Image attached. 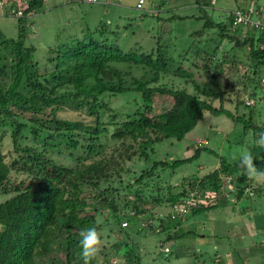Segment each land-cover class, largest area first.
Instances as JSON below:
<instances>
[{
    "label": "trees",
    "instance_id": "trees-1",
    "mask_svg": "<svg viewBox=\"0 0 264 264\" xmlns=\"http://www.w3.org/2000/svg\"><path fill=\"white\" fill-rule=\"evenodd\" d=\"M43 2L9 0L6 10L4 8V14L21 12L22 16L15 17L19 26L18 38H0V196L7 197L0 202V224L6 226L0 231V264H56L54 253L57 251L64 254L65 264H83L79 232L90 227L96 228L100 239L103 230L107 231L106 236L113 237L111 248L115 249L116 255L113 264L122 261L139 264L141 256L135 253L138 244L133 234L164 235L160 244L177 240L183 235L171 233L170 228H179L189 215L227 205L233 197V205H236L244 198L264 196V185L242 174L238 163L231 164L225 157H219V166L213 172L190 182L183 179L181 185L170 184L165 194L159 188L156 195L143 193L140 189L141 186L147 189V182L143 181L157 177L158 168L163 172L170 168L174 172L199 158L207 142H196L190 157L173 160L170 164L168 159L150 156L157 143L170 139L183 141L203 119L204 113L216 117L223 115L241 124L243 140L248 135L252 139L250 153L254 163L261 166L258 168L264 167V149L253 143L255 134L264 131V123L257 125L254 122L255 87L243 99L248 84H230L226 75L237 74L240 67H245L235 55L244 49L248 51L251 68L264 70L263 35L252 28L234 26V13L247 12L254 3L250 1L246 8L230 11L219 23L211 20L200 0L194 3L201 13L198 18L195 15L160 17V9L156 10L154 17L162 28L169 21L194 18L202 22L199 30L190 33L197 43L203 35L211 36L213 31L218 40L214 44L211 36L205 44L193 42L191 47L195 50H189L190 55L186 51L180 56V60L189 61V65L179 63L169 74V66H173L168 57L159 53L166 47L158 44L156 52L132 55L119 49L103 33L89 35L69 48H49L47 64L41 66L35 58L36 48L26 42L25 33L31 28L29 22ZM86 4L99 3L96 0ZM161 10L168 11L164 7ZM255 10L260 12V9ZM252 31L259 34L256 40ZM231 43L229 52L222 56L221 51ZM191 59H202L200 68ZM133 67L140 68L142 75L134 76ZM192 67L202 70L199 81L192 79ZM245 70L248 72V65ZM170 75L188 83L191 92L188 93L186 87L162 81ZM237 86L243 90H237ZM114 96L128 100L118 110L124 115V121L119 124H115L117 114L105 101ZM156 96L179 101L177 115L169 111L155 114L153 102ZM250 100L253 104L247 103ZM227 102L234 104V108L226 106ZM65 106L84 111L91 122L59 118L57 113ZM239 108L243 113L238 116ZM106 114L110 116L109 124L102 121ZM111 125H117L110 136L117 145L106 154L102 139H106ZM7 140L10 150L4 152ZM190 147L192 144L188 149ZM138 153L151 166L125 187L121 183L113 187V179L121 174L123 164ZM222 176L229 177L230 181L225 184ZM134 184L140 187L133 188ZM175 186L181 191L174 192ZM191 192L197 193L196 200L208 203L213 200L216 204L193 207L173 220L174 223L168 217L165 224L166 219L156 215L159 207L171 209ZM119 201L123 203V214ZM103 209L109 210L110 216L102 223L98 222L96 214ZM249 210H252L249 206L242 207L240 214L246 215ZM123 223H126L125 227ZM142 223L147 225L144 231L140 230ZM260 244L264 248V241ZM169 253L168 249L164 254ZM100 254L106 255L102 251ZM194 255L192 253L191 257ZM232 259L234 264L241 263L235 254ZM225 261L227 264L229 260ZM97 263L95 258L92 264Z\"/></svg>",
    "mask_w": 264,
    "mask_h": 264
},
{
    "label": "rangeland",
    "instance_id": "rangeland-1",
    "mask_svg": "<svg viewBox=\"0 0 264 264\" xmlns=\"http://www.w3.org/2000/svg\"><path fill=\"white\" fill-rule=\"evenodd\" d=\"M250 1L254 3L256 9L264 11V0H215L214 4L211 3V0H200V5L204 7L212 21L219 23L227 17V13L238 8H246ZM0 2L2 3V6L0 5V38L16 40L19 35L17 20L8 14H4V8L6 10L9 0H0ZM194 3L195 0H111V2L104 0V2H99L97 5L86 6L80 0H44L42 8L32 16L29 22L32 23V26L26 29V42L36 48L35 58L41 66L47 64L49 48H69L79 41L87 39L89 35L94 36V33L96 35L103 33L119 49L130 52L132 55L156 52L159 44L160 47H166L159 50V53L166 58L168 57L173 66L172 68L169 66V69H171L169 74H172L173 68L177 64L189 65V61H181L180 56L186 51L190 55L188 51L193 52L195 50L194 47H191L193 42H196V45L205 44L212 36L214 44H217L218 40L213 35L216 31L210 32L211 36L209 34L203 35L197 43L190 33L201 28L202 22L200 20L194 18L176 19L165 23L162 28L160 23L158 25L154 13L160 9V17L195 15L198 18L201 13L194 7ZM162 7L168 9V11L163 12ZM251 33L256 40L259 35L258 32L252 31ZM232 45L233 43L227 44V49H223L221 55L224 56L225 53H228V49ZM230 55L232 56L233 52ZM235 55L237 60L243 62V64L245 63V67H240L237 74L226 75L230 79V84L237 82L248 84L249 88H246L242 94L243 99H245L246 93L251 92V89L255 87L253 88L256 95V105L253 107L256 111L254 122L257 125H262L264 123V86L261 84V79L264 76V70L261 67L254 70L251 68L247 49L238 51ZM189 58L191 57L189 56ZM190 61L200 68L199 66L202 65L203 60L191 59ZM247 65L248 72L245 70ZM132 72L136 77L142 75L140 68L133 67ZM200 73H202L201 69L192 67L190 74L192 79L199 81L201 78V76L199 77ZM243 74L246 77H242ZM162 81L167 84L172 83L180 88L186 87L188 93L192 90L188 83L178 80L172 75L165 77ZM249 82L252 83L249 84ZM238 89L243 90L241 86H237ZM105 101L117 114L115 124L124 121V115H120L118 110L126 105L128 100L122 96H114L107 98ZM179 105L180 102H174L171 97L164 96L160 98L156 96L153 109L155 114L169 111L172 115H177ZM226 106H230L231 109L234 108V104L228 102ZM242 113V109L239 108L237 115ZM57 116L63 120L91 122L90 117L84 111L72 110L68 106L58 112ZM102 121L109 124L111 122L110 116L108 114L104 115ZM116 127L117 125H111L106 139H102V142L106 144V154H110L112 148L117 145V142L110 138ZM241 130L242 125L236 124L234 120L232 121L223 115L216 117L204 113L203 119L185 136L183 141L178 142L170 139L157 143L153 146V153L151 152L150 156L152 159H168L170 164L173 160L190 157L196 147V142L206 141L205 150H202L199 158L178 167L174 172L170 168L164 172L159 171L160 168H158L156 171L157 177L143 181L147 182V189L136 184L133 188L140 187L143 193L150 192L154 195H156L155 192L159 188V191L165 194L170 184L181 185V183H184L183 179L190 182L216 170L219 166V157H225L231 164L238 163L237 160L233 159V156H238L242 151L250 152L252 146V139L249 135L243 140ZM190 144H192V147L188 149ZM9 150L10 145L7 140L4 152ZM150 166L151 164L145 162V159L138 153L130 161L123 164V171L113 179V187H117L119 183L125 187L128 182H133ZM255 182L258 183L256 180ZM260 183L264 185V182ZM173 191L180 192L181 188L175 186ZM212 196L215 197L214 194ZM223 197L227 196L223 195ZM6 198L0 196V202ZM209 201V203L204 201V204L208 206L215 203H212L213 200ZM221 201L223 203L225 198ZM229 201L230 203L227 205L224 204L196 215H189L179 224V228L171 227V233L183 235L180 239L168 242L162 241L160 244L159 241L164 240V235L133 234V239L139 246H137L135 252L141 256L139 264H226L225 260H229L227 264H232L233 254L241 262L240 264H264V248H261L262 244H260L264 241V196L257 195L251 199L244 198L236 205H233L235 202L234 197ZM118 205L120 213L123 214V203L119 201ZM245 206L251 207L252 210H249L246 215H242L240 211ZM169 211V208L166 209L165 206H161L157 209L156 215L165 218L166 224L169 221ZM109 216V210L103 209L97 212L96 219L98 222L103 223L107 221ZM172 222L174 223V221ZM116 231H118V227H116ZM100 234L102 235L100 252L102 251L106 255L99 253L96 257L98 259L97 264H113L116 261L114 260L116 257L115 249L111 248L114 239L111 236H106V230L101 231ZM164 249H169L170 253L164 254ZM192 253H195L193 257H191ZM54 254L55 259H57L56 264H65L62 252L57 251ZM166 258H168V261H166Z\"/></svg>",
    "mask_w": 264,
    "mask_h": 264
},
{
    "label": "clouds",
    "instance_id": "clouds-1",
    "mask_svg": "<svg viewBox=\"0 0 264 264\" xmlns=\"http://www.w3.org/2000/svg\"><path fill=\"white\" fill-rule=\"evenodd\" d=\"M255 139L253 143L264 149V131H260L255 134ZM234 160H237L238 166L242 169V174L248 176L251 179L259 182H264V167L258 168L254 163V157L248 151H242L239 155L233 156ZM5 225L0 224V231L5 229ZM80 236V244H81V257L83 260V264H92V261L100 253V244L101 239L100 235L97 232L95 227H90L87 229H82L79 232ZM121 264H125V262H121Z\"/></svg>",
    "mask_w": 264,
    "mask_h": 264
},
{
    "label": "built area",
    "instance_id": "built-area-1",
    "mask_svg": "<svg viewBox=\"0 0 264 264\" xmlns=\"http://www.w3.org/2000/svg\"><path fill=\"white\" fill-rule=\"evenodd\" d=\"M86 3H95L96 0H85ZM211 3L214 4L215 0H211ZM0 5L2 6V3L0 2ZM11 17H21V12H18L14 14L13 12L9 13ZM234 26H242L243 28H252L260 32V34L263 35L264 38V11L258 12L255 10L254 5H250L247 12H240L236 11L234 13ZM261 83L264 85V76L261 79ZM247 103L253 104V101L250 100ZM200 144H206V141H200ZM222 179L224 183L230 181L229 177L222 176ZM197 193L191 192L189 195L179 203H176L173 205V207L169 211V219L175 220L178 217H182L183 215L187 214L191 208L197 207L201 204H204V200L197 199ZM205 205V204H204ZM122 226H126V223H123ZM147 228V225L145 223L141 224L140 230L144 231ZM168 249H164V253H167ZM114 261L113 263H115Z\"/></svg>",
    "mask_w": 264,
    "mask_h": 264
},
{
    "label": "crops",
    "instance_id": "crops-1",
    "mask_svg": "<svg viewBox=\"0 0 264 264\" xmlns=\"http://www.w3.org/2000/svg\"><path fill=\"white\" fill-rule=\"evenodd\" d=\"M80 1H81V3L84 4V5H86V6H90V5L86 4V3L84 2V0H80ZM120 1H122V0H120ZM99 2H104V0H98V3H99ZM107 2H111V0H107Z\"/></svg>",
    "mask_w": 264,
    "mask_h": 264
}]
</instances>
